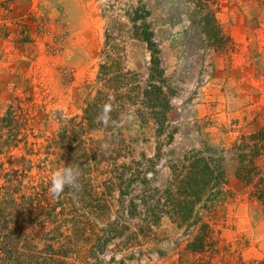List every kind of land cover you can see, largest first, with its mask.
Returning <instances> with one entry per match:
<instances>
[{
    "label": "rangeland",
    "instance_id": "374dc122",
    "mask_svg": "<svg viewBox=\"0 0 264 264\" xmlns=\"http://www.w3.org/2000/svg\"><path fill=\"white\" fill-rule=\"evenodd\" d=\"M146 24L161 76H152L158 66L143 38ZM101 72L120 89V109L109 121L125 143L122 160L155 159L151 185L163 187L169 165L187 150L203 142L230 146L264 124V0H0V141H9L0 143L3 168L11 166L5 154L25 155L32 166L23 183L52 176L59 167L48 144L69 120H81L103 88ZM106 125L83 137L107 144ZM66 135L62 145L72 154L78 143ZM228 164L229 197L212 214L203 210L214 230L203 247L189 246L195 229L164 217L151 233L125 232L88 262L75 254L71 264H264V208L236 177L231 156ZM100 169L87 170L94 182L107 171ZM98 200L75 199L74 213L94 222ZM48 226L11 243L12 252L0 250V264H9L3 255L14 264H44L53 239L55 247L72 241L66 225L60 234Z\"/></svg>",
    "mask_w": 264,
    "mask_h": 264
},
{
    "label": "trees",
    "instance_id": "16d2710c",
    "mask_svg": "<svg viewBox=\"0 0 264 264\" xmlns=\"http://www.w3.org/2000/svg\"><path fill=\"white\" fill-rule=\"evenodd\" d=\"M143 38L153 51V63L158 66L152 76L163 75V69L159 67L161 59L155 56L159 49L154 40V32L148 24L145 25ZM105 66L102 64L101 69ZM100 76L103 88L88 103L81 120H69V123L73 122L71 126L64 125L48 144L56 148L53 155L59 168L71 164L80 166L82 174L79 191L69 193L66 188L65 193L55 199L49 194L50 175L35 185H26L23 181L32 166L30 159H27L26 165L25 155H4L11 166L3 168L6 161L0 163L1 251L5 254L12 252L13 245L22 242L34 230L38 229L37 233L42 234L51 225L55 234H60L63 232L62 227L66 225L72 241L59 242V246L55 247L53 239L47 246L50 252L45 255L44 264H71L75 254V260L85 263L92 259L93 251L106 250L113 240L125 232L138 237L140 234L151 233L164 217L179 228L195 229V238L189 246L203 247L205 237L209 234L212 236L214 232L212 225L203 219V210L212 214L217 204L230 194L229 156L235 162L236 177L244 184L249 196L264 208V124L242 133L230 146L203 142L201 147L187 150L169 165L170 177L165 185L153 187L148 170L154 168L155 159L146 158L147 164L134 158L130 161L122 160L125 157L123 148L126 146L121 133L117 128L114 129L113 121L106 125L111 130L106 139L109 144L107 149L100 148L89 137H83L85 132L99 124L97 117L110 97L113 98L110 113L115 115L120 109L114 106L115 94L120 90L117 85H113L115 76L102 72ZM152 86L157 94L161 92L158 85L150 87ZM67 133H73L78 143L77 148L67 149L72 148V154H65L66 148L62 145L65 139H69ZM1 142L3 145L9 141ZM115 143V147H110ZM103 165L107 171L105 174L101 172L100 175L104 176L94 182L87 170L91 171L95 167L102 170L100 167ZM75 199H99V217L93 222L74 213ZM110 199L116 200L117 206ZM127 199H130L129 204L124 205ZM113 212L117 217H111ZM76 235L84 238L76 243L73 240ZM10 244L12 247H7ZM11 257L3 255L2 260L14 264L15 260ZM28 258L37 261L33 254L28 255Z\"/></svg>",
    "mask_w": 264,
    "mask_h": 264
},
{
    "label": "clouds",
    "instance_id": "9594fccd",
    "mask_svg": "<svg viewBox=\"0 0 264 264\" xmlns=\"http://www.w3.org/2000/svg\"><path fill=\"white\" fill-rule=\"evenodd\" d=\"M109 98V102L104 104L101 113L97 117V122L107 124L109 122V113L112 111V103ZM130 118V117H129ZM107 144H102V149H107ZM81 176L80 166L73 164L65 166L56 170L51 176V182L49 187V194L55 198L59 199L64 193L65 189H68L69 193H72L74 190L79 191L81 185L79 179Z\"/></svg>",
    "mask_w": 264,
    "mask_h": 264
}]
</instances>
